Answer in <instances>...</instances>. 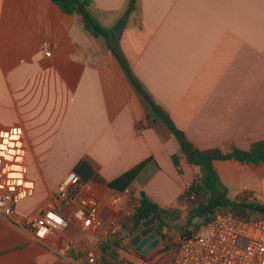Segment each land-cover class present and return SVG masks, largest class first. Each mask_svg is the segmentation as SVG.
Here are the masks:
<instances>
[{"label": "crops", "instance_id": "crops-1", "mask_svg": "<svg viewBox=\"0 0 264 264\" xmlns=\"http://www.w3.org/2000/svg\"><path fill=\"white\" fill-rule=\"evenodd\" d=\"M90 1V16L108 31L128 3ZM114 43L147 97L80 16L51 0H0V157L24 166L33 188L13 222L0 219V264H87L91 254L102 264L99 232L68 225L38 242L26 225L69 173L79 179L76 197L98 200L103 225L123 216L127 190L186 218L194 206L187 183L202 171L182 160L177 172L178 143L153 117L149 98L200 151H245L264 141V0H136ZM143 162L133 180L122 177ZM212 165L230 199L264 203V162ZM72 205L61 200L54 208L68 216ZM66 241L73 244L64 257L57 251ZM129 246L110 254L134 264H165L171 256L141 259Z\"/></svg>", "mask_w": 264, "mask_h": 264}, {"label": "built area", "instance_id": "built-area-1", "mask_svg": "<svg viewBox=\"0 0 264 264\" xmlns=\"http://www.w3.org/2000/svg\"><path fill=\"white\" fill-rule=\"evenodd\" d=\"M43 48L49 56V44H43ZM24 175V166L7 162L0 157V219L7 223L13 222L18 202L32 193L33 188L27 185ZM78 183V177L69 173L41 211L26 220L33 238L38 242H45L52 232L62 231L68 225H73L83 234L99 232L103 241L128 242L133 228L132 214L136 201L127 198L128 207L123 216L110 217L103 225L98 219L100 206L94 196H70V191ZM192 184L193 182L187 183L188 190ZM129 193L128 190L125 191V196ZM189 198L194 200V195L189 194ZM61 200L73 204L68 216L61 215L54 208ZM205 230H208L206 235L203 234ZM167 243L172 251L165 264H264V216H241L233 211L217 208L210 222L196 230L184 228L172 239L169 238ZM72 244L71 241H66L57 253L65 257ZM103 255V259L109 264H134L110 254V250ZM96 259L94 254L89 255L87 264H95ZM103 259L102 264H105Z\"/></svg>", "mask_w": 264, "mask_h": 264}, {"label": "trees", "instance_id": "trees-1", "mask_svg": "<svg viewBox=\"0 0 264 264\" xmlns=\"http://www.w3.org/2000/svg\"><path fill=\"white\" fill-rule=\"evenodd\" d=\"M57 5L61 11L66 14H76L81 17L85 29L95 37H103L107 43L108 48L116 57L125 72L129 82L134 87L135 91L143 98L148 94L132 74L127 61L118 51L114 43V34L119 31L125 22V18L134 10L136 0H128L126 10L117 22L112 31L101 28L94 19L90 16L88 7L91 5L90 0H51ZM147 106L151 111L153 117L163 124V126L170 132L178 143L179 149L175 155L172 156V162L178 173H181V161L186 160L187 163L200 167L202 173L199 178L193 181L188 193L194 195L196 204L188 211L186 216L187 222L198 218L202 219L204 223L211 221L214 211L217 208H223L227 211H233L237 215H263L264 203L260 202L252 196H236L233 199L228 197L226 187L221 183L217 173L213 169L212 162L215 160H236L243 164L252 163L259 164L264 162V141L252 143L245 151L239 150L233 146L229 148L226 153H222L217 149H209L200 151L196 149L185 137L184 133L177 129L168 115L156 105L151 98L146 100ZM147 162H143L133 168L131 171L124 174L123 178H128L130 181L145 167ZM109 187H114V184H108ZM80 190L76 185L71 191L70 196L74 197ZM169 214H174L178 218L180 212L172 209H162L157 204L151 202L144 192H140L136 207L132 214L133 228L131 230L130 238L136 236L142 230V223L148 219L154 221L152 228L157 232L158 236L162 238V230L165 227L164 221ZM159 238V239H160ZM102 252L107 250L119 248L128 250L130 248L129 242H122L120 240H107L102 243ZM169 250V248H168ZM143 258V257H142ZM105 264L109 262L103 259Z\"/></svg>", "mask_w": 264, "mask_h": 264}, {"label": "rangeland", "instance_id": "rangeland-1", "mask_svg": "<svg viewBox=\"0 0 264 264\" xmlns=\"http://www.w3.org/2000/svg\"><path fill=\"white\" fill-rule=\"evenodd\" d=\"M126 198H130L131 200H137L134 196L131 195V192L129 193V195L126 196ZM188 201L192 205L196 204V200H190L188 198ZM164 224H165V227L162 230V236L163 237L162 238L159 237L160 238V244L157 247H155L153 250H151L146 255L147 256L146 260H151L152 258H154L160 254L172 251L171 247L167 246V244H168L167 241L169 242V238L172 239L177 232H179L180 230H182L184 228L196 230L197 228L204 225V221L202 219L195 218L188 223L186 218L180 219L177 216H175L174 214H169L167 216V219L164 221ZM207 233H208V230H205L203 232L204 235H206ZM133 238L129 239V241H128L129 245H130V242L132 241ZM240 244H242V243H240ZM168 248H169V250H168ZM129 250H131V248H129L128 250H123V251H129ZM136 255L142 259L141 256H143V255L140 252H138V254H136Z\"/></svg>", "mask_w": 264, "mask_h": 264}, {"label": "water", "instance_id": "water-1", "mask_svg": "<svg viewBox=\"0 0 264 264\" xmlns=\"http://www.w3.org/2000/svg\"><path fill=\"white\" fill-rule=\"evenodd\" d=\"M153 223L154 221L152 219L144 221L142 223V230L134 236L130 242V245L143 256H146L151 250L160 244L159 236L152 228ZM141 237H144V240L139 242Z\"/></svg>", "mask_w": 264, "mask_h": 264}]
</instances>
